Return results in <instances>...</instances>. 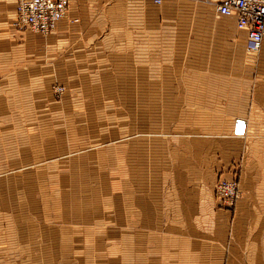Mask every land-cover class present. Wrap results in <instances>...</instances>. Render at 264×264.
Masks as SVG:
<instances>
[{"label":"crops","instance_id":"1","mask_svg":"<svg viewBox=\"0 0 264 264\" xmlns=\"http://www.w3.org/2000/svg\"><path fill=\"white\" fill-rule=\"evenodd\" d=\"M221 1L70 0L42 37L0 0V117L75 116L99 98L155 100L157 117L97 155L13 152L35 164L17 174L0 149V264H264V44L250 54ZM222 179L239 181L234 209L215 197Z\"/></svg>","mask_w":264,"mask_h":264},{"label":"rangeland","instance_id":"2","mask_svg":"<svg viewBox=\"0 0 264 264\" xmlns=\"http://www.w3.org/2000/svg\"><path fill=\"white\" fill-rule=\"evenodd\" d=\"M17 29L28 30L22 27H17ZM48 35H43L42 37H47ZM85 87H97V85H85ZM59 88H63V90H59ZM52 90L54 94L53 102L56 104H51V108L60 109L64 107L65 92L67 90L65 84L61 81H57L52 86ZM79 103V107L83 110V113L75 116L63 115L56 110L54 114L47 113L33 116L6 115L0 117V124L3 123L2 125L4 127L0 133V149L4 148V174H17L25 170L34 169L35 167L34 163H30V168L27 167L29 164L25 163L23 159L22 162L18 160H15L16 162H11V160L8 161L13 152L17 153L18 157L16 159H19L20 155L24 158L22 153L24 150H27L28 154H33V160L35 161H43L49 156L60 155L63 152L69 153L73 150L79 151V155H97L98 152H103L101 151L102 149L107 151L109 145L114 147L124 144L126 141L141 139V135H145L146 133L144 131L145 128L139 127V125L141 126L144 124V126H151V123H157V117L154 113L156 108L155 100H150L149 108H145L143 111L140 106V101L137 107H133L132 104L123 100L102 98L86 99ZM75 107L77 106L75 105ZM70 123H79V127H81L82 130L63 131L57 129ZM131 124L135 125L134 130L130 128ZM84 126L86 129L85 131ZM105 127H110L111 129L104 131L103 129ZM139 129L142 131H139ZM155 134L157 133L149 132L150 137H154ZM45 150L49 152H45ZM39 153L40 156L35 157V155H39ZM117 153L121 154V151H117ZM0 175H2V173ZM227 180L229 179H222L216 184L215 197L219 201H222L228 209H234L237 201L242 195L239 181L236 179L229 180L235 181L238 184L239 195L235 201L227 202L226 199L220 197L216 190L217 185L221 181ZM0 223L3 222L0 220Z\"/></svg>","mask_w":264,"mask_h":264},{"label":"built area","instance_id":"3","mask_svg":"<svg viewBox=\"0 0 264 264\" xmlns=\"http://www.w3.org/2000/svg\"><path fill=\"white\" fill-rule=\"evenodd\" d=\"M162 5L164 0H151ZM70 0H16L14 27L48 35L67 17ZM219 14L236 15L237 26L246 31V45L251 53H258L264 44V0H223L216 4ZM63 90V88H59ZM216 190L227 202L239 195L235 181H221Z\"/></svg>","mask_w":264,"mask_h":264},{"label":"water","instance_id":"4","mask_svg":"<svg viewBox=\"0 0 264 264\" xmlns=\"http://www.w3.org/2000/svg\"><path fill=\"white\" fill-rule=\"evenodd\" d=\"M245 132V124L242 121L238 122L237 128H236V133L237 134H243Z\"/></svg>","mask_w":264,"mask_h":264}]
</instances>
